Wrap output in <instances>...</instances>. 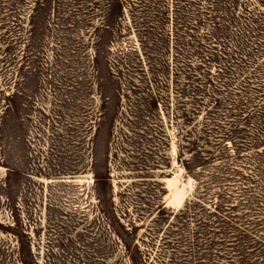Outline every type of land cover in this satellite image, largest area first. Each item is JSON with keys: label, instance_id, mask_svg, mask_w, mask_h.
Returning <instances> with one entry per match:
<instances>
[{"label": "rangeland", "instance_id": "rangeland-1", "mask_svg": "<svg viewBox=\"0 0 264 264\" xmlns=\"http://www.w3.org/2000/svg\"><path fill=\"white\" fill-rule=\"evenodd\" d=\"M0 264H264V0H0Z\"/></svg>", "mask_w": 264, "mask_h": 264}]
</instances>
